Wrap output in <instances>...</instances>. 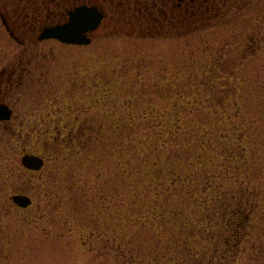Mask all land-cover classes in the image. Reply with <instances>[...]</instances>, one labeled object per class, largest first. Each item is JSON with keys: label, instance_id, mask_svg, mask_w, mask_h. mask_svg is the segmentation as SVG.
I'll return each mask as SVG.
<instances>
[{"label": "rangeland", "instance_id": "rangeland-1", "mask_svg": "<svg viewBox=\"0 0 264 264\" xmlns=\"http://www.w3.org/2000/svg\"><path fill=\"white\" fill-rule=\"evenodd\" d=\"M11 1L0 264H264V0L164 32L107 18L85 45L13 37Z\"/></svg>", "mask_w": 264, "mask_h": 264}, {"label": "flooded vegetation", "instance_id": "flooded-vegetation-1", "mask_svg": "<svg viewBox=\"0 0 264 264\" xmlns=\"http://www.w3.org/2000/svg\"><path fill=\"white\" fill-rule=\"evenodd\" d=\"M25 4H21L17 0V5L11 15L2 13L5 26L10 34L18 38L17 31L25 33L22 35L24 39L31 36V42L49 40L39 39V35L45 27L58 23L69 21L70 12L76 7L87 5L96 7L103 17L99 26L91 31L89 35L96 34L102 25L105 24L107 18L116 23L132 22L135 25H129L132 29L155 31L157 26H161L164 32V22L169 20L172 26L179 27L181 24L188 22L195 23L197 21L210 20L213 17H221L222 21H229L228 14L234 7H240L251 0H25ZM12 2V1H11ZM13 4V2H12ZM31 9L28 10V9ZM15 10H21L18 15H13ZM31 13H30V12ZM33 11V12H32ZM32 14V16H30ZM130 14V15H129ZM132 14V15H131ZM219 15V17L217 16ZM12 18V20H11ZM20 18L26 21L27 26L17 23ZM17 21V22H15ZM237 21V20H234ZM145 22H147L145 24ZM226 22V23H227ZM189 24V25H190ZM207 24V23H204ZM195 29H197L195 27ZM161 30H159L160 32ZM152 34V33H151ZM19 35V34H18ZM24 42L25 40H21ZM6 103V101H0ZM8 106H10L7 103ZM12 108V106H10ZM14 195V194H13ZM13 201V196L11 197ZM14 204H16L13 201ZM17 205V204H16ZM32 205V204H31ZM30 205V206H31ZM19 206V205H17ZM21 207V206H19ZM29 207V206H28ZM27 208V207H22ZM1 233V221H0Z\"/></svg>", "mask_w": 264, "mask_h": 264}, {"label": "water", "instance_id": "water-1", "mask_svg": "<svg viewBox=\"0 0 264 264\" xmlns=\"http://www.w3.org/2000/svg\"><path fill=\"white\" fill-rule=\"evenodd\" d=\"M102 17V13L96 7L78 6L70 12L69 21L45 27L39 39L56 38L64 43L88 44L92 41L89 33L99 26ZM11 116L12 109L7 104L0 103V120H8ZM44 161L42 156L36 154L25 153L22 156V163L29 169L42 168ZM13 200L24 207L32 202L29 196L23 194L13 195Z\"/></svg>", "mask_w": 264, "mask_h": 264}, {"label": "trees", "instance_id": "trees-1", "mask_svg": "<svg viewBox=\"0 0 264 264\" xmlns=\"http://www.w3.org/2000/svg\"><path fill=\"white\" fill-rule=\"evenodd\" d=\"M15 1H17V0H12V2H15ZM16 5H17V3H16ZM171 120V119H170ZM171 133H176V132H171ZM129 254H132V256L135 258V255L133 254V252L130 250L129 251ZM142 256V255H141ZM125 258V257H124ZM133 258V259H134ZM127 259V258H126ZM129 261H130V264H136V263H134V261L132 260H130V259H128ZM199 263V262H198Z\"/></svg>", "mask_w": 264, "mask_h": 264}]
</instances>
